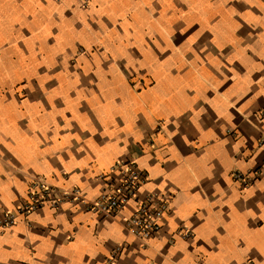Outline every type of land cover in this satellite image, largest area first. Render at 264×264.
<instances>
[{
    "label": "crops",
    "instance_id": "obj_1",
    "mask_svg": "<svg viewBox=\"0 0 264 264\" xmlns=\"http://www.w3.org/2000/svg\"><path fill=\"white\" fill-rule=\"evenodd\" d=\"M122 160L169 197L151 239L64 202L0 264H264V0H0V214L34 177L93 199Z\"/></svg>",
    "mask_w": 264,
    "mask_h": 264
},
{
    "label": "built area",
    "instance_id": "obj_2",
    "mask_svg": "<svg viewBox=\"0 0 264 264\" xmlns=\"http://www.w3.org/2000/svg\"><path fill=\"white\" fill-rule=\"evenodd\" d=\"M90 1L76 0V3L85 9ZM252 175L235 172L233 178L248 186L252 182ZM101 178L106 187L93 199L86 198L76 187L59 189L48 184L43 177L32 178L26 197L13 209L0 214V231L44 207L57 209L64 202H78L87 212L103 219H118L124 229L140 241L151 239L161 229L162 218L169 211V197L157 190L142 189L147 175L133 160L116 162ZM179 235L188 238L191 232L182 230ZM116 258L117 252L112 253L108 257L109 264Z\"/></svg>",
    "mask_w": 264,
    "mask_h": 264
}]
</instances>
